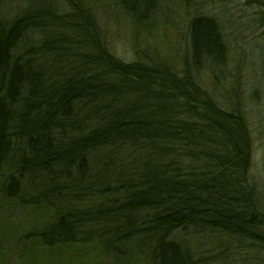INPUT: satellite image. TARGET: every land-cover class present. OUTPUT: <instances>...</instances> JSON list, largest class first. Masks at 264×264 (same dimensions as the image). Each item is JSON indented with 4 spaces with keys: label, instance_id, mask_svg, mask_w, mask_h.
Masks as SVG:
<instances>
[{
    "label": "trees",
    "instance_id": "1",
    "mask_svg": "<svg viewBox=\"0 0 264 264\" xmlns=\"http://www.w3.org/2000/svg\"><path fill=\"white\" fill-rule=\"evenodd\" d=\"M109 1L151 29L167 0ZM57 3L0 17V198L51 215L25 238L152 264H264L252 128L209 91L230 79L220 22L189 20L177 72L120 59L83 0Z\"/></svg>",
    "mask_w": 264,
    "mask_h": 264
},
{
    "label": "rangeland",
    "instance_id": "2",
    "mask_svg": "<svg viewBox=\"0 0 264 264\" xmlns=\"http://www.w3.org/2000/svg\"><path fill=\"white\" fill-rule=\"evenodd\" d=\"M262 1L250 4L248 0H167L162 6L161 22L151 29H142L136 28L109 0H83L117 57L150 65L153 61L166 60L177 72L188 50L186 29L189 20L208 15L220 22L230 48L227 75L230 79L220 83L218 90L214 89L216 93L210 85L209 91L221 104L227 103L228 110L246 115L255 140L252 173L264 192ZM63 2L59 0V4H55L58 10H70ZM30 3L31 0H0V13L4 15L0 17L14 19ZM50 216V210L45 206H24L0 198V264H152L151 260L138 262L81 244L49 249L34 238H25L27 233L42 227ZM154 264H161V261H154Z\"/></svg>",
    "mask_w": 264,
    "mask_h": 264
}]
</instances>
